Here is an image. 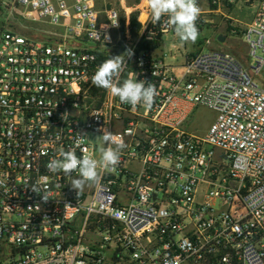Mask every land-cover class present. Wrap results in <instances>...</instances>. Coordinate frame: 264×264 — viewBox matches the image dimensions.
Listing matches in <instances>:
<instances>
[{"label": "built area", "instance_id": "2783aa9c", "mask_svg": "<svg viewBox=\"0 0 264 264\" xmlns=\"http://www.w3.org/2000/svg\"><path fill=\"white\" fill-rule=\"evenodd\" d=\"M197 2L196 25L253 8L246 65L206 40L177 71L163 50L175 33L167 17L151 23L148 0L130 11L5 0L19 21L52 30L39 38L0 25V264H264V0ZM128 50L121 80L155 85L151 108L91 83ZM197 105L216 113L204 136L185 128ZM101 129L126 147L77 193V172L47 165L62 148L98 157Z\"/></svg>", "mask_w": 264, "mask_h": 264}, {"label": "clouds", "instance_id": "9594fccd", "mask_svg": "<svg viewBox=\"0 0 264 264\" xmlns=\"http://www.w3.org/2000/svg\"><path fill=\"white\" fill-rule=\"evenodd\" d=\"M148 5L151 10L150 21L153 25L159 23L163 17H167L166 24L172 28L181 42H196L199 36L196 22L201 13L197 0H148ZM132 55L134 53L128 50L122 55L110 56L97 66L91 83L97 88L110 92L121 104H128L133 108L138 105L151 108L157 94L155 85L145 81L138 82L136 77L121 80L128 65L126 58H131ZM101 132L102 135L98 138L106 147L100 149L98 157L94 153L77 156L74 149L62 148L58 158L52 159L47 165L49 171L62 172L64 176H71L73 172H77L78 178L70 182L72 189L77 193L85 184L97 182L102 170L114 169L120 162L122 150L126 147L122 141L115 139L112 132L107 129H101ZM33 191L40 193V189L35 186ZM43 199L46 201L48 198L43 195Z\"/></svg>", "mask_w": 264, "mask_h": 264}, {"label": "rangeland", "instance_id": "374dc122", "mask_svg": "<svg viewBox=\"0 0 264 264\" xmlns=\"http://www.w3.org/2000/svg\"><path fill=\"white\" fill-rule=\"evenodd\" d=\"M115 8L126 9L130 11V8H135L140 4L142 0H107ZM132 15H137V12L133 11ZM253 17V8L250 5L238 3L231 10L226 12V16L221 15H205V18L209 22H201L196 25L199 29V36L195 43L181 42L178 36L170 35L165 39L166 46L163 48L165 53V61L170 64H177L183 62L181 55H176L175 59H172L173 53H178L184 50L185 54L196 53L202 48L208 49V47L220 51H225L233 54L243 64H247L248 47L245 43L243 36V30L247 23L251 21ZM8 21V22H7ZM6 25L10 28L16 29L19 32L28 34L31 36L46 38L44 35L46 31L52 30V27L46 25L44 22H27L19 21L17 15L9 13L5 9V0H0V25ZM27 26V27H23ZM222 35L225 37L224 41H218V37ZM206 40H210L211 44L207 47ZM175 47L177 49H175ZM179 51V52H180ZM216 113L202 105H197L193 108L188 120L185 124L186 130L197 136H204L213 122Z\"/></svg>", "mask_w": 264, "mask_h": 264}, {"label": "crops", "instance_id": "0c3cea01", "mask_svg": "<svg viewBox=\"0 0 264 264\" xmlns=\"http://www.w3.org/2000/svg\"><path fill=\"white\" fill-rule=\"evenodd\" d=\"M173 36H175L176 34H172ZM170 36V35H169ZM175 49H177L176 47H175ZM180 51V50H179ZM178 51V53H173L172 54V59H175L176 58V55H181V57L183 58V62H181V63H177V64H170V63H168V64H170V65H173V66H177L176 67V70L178 71L179 70V66L182 64V63H184V61H185V56H186V54H185V52H184V50H182V51H180L179 52ZM213 121H214V119H213Z\"/></svg>", "mask_w": 264, "mask_h": 264}, {"label": "trees", "instance_id": "16d2710c", "mask_svg": "<svg viewBox=\"0 0 264 264\" xmlns=\"http://www.w3.org/2000/svg\"><path fill=\"white\" fill-rule=\"evenodd\" d=\"M123 23H124V21H123ZM130 24H131V27L133 30H136L139 28L140 24L137 22L135 15L131 16Z\"/></svg>", "mask_w": 264, "mask_h": 264}, {"label": "water", "instance_id": "95a60500", "mask_svg": "<svg viewBox=\"0 0 264 264\" xmlns=\"http://www.w3.org/2000/svg\"><path fill=\"white\" fill-rule=\"evenodd\" d=\"M224 39H225V37L222 36V35H220V36L218 37V41H220V42L224 41Z\"/></svg>", "mask_w": 264, "mask_h": 264}]
</instances>
